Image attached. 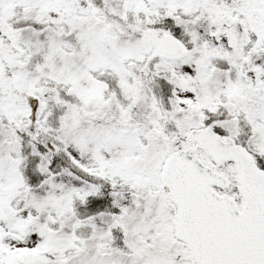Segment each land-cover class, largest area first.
<instances>
[{
	"label": "snow or ice",
	"instance_id": "6c2138e0",
	"mask_svg": "<svg viewBox=\"0 0 264 264\" xmlns=\"http://www.w3.org/2000/svg\"><path fill=\"white\" fill-rule=\"evenodd\" d=\"M0 264H264V0H0Z\"/></svg>",
	"mask_w": 264,
	"mask_h": 264
}]
</instances>
